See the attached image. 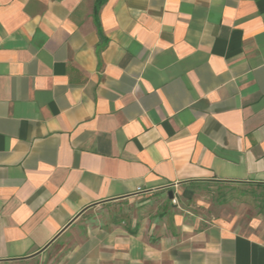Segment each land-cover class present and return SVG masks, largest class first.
<instances>
[{
    "label": "crops",
    "instance_id": "0c3cea01",
    "mask_svg": "<svg viewBox=\"0 0 264 264\" xmlns=\"http://www.w3.org/2000/svg\"><path fill=\"white\" fill-rule=\"evenodd\" d=\"M212 181L264 185V0H0V264H264L224 223L85 224Z\"/></svg>",
    "mask_w": 264,
    "mask_h": 264
},
{
    "label": "rangeland",
    "instance_id": "374dc122",
    "mask_svg": "<svg viewBox=\"0 0 264 264\" xmlns=\"http://www.w3.org/2000/svg\"><path fill=\"white\" fill-rule=\"evenodd\" d=\"M85 218L86 225L110 220L129 230L155 226L167 234H176L185 225L198 230L224 223L246 235L264 237V186L213 181L173 186L105 204ZM64 253L50 252L32 264H61Z\"/></svg>",
    "mask_w": 264,
    "mask_h": 264
},
{
    "label": "water",
    "instance_id": "95a60500",
    "mask_svg": "<svg viewBox=\"0 0 264 264\" xmlns=\"http://www.w3.org/2000/svg\"><path fill=\"white\" fill-rule=\"evenodd\" d=\"M169 196H170V198H173L174 195H173V193L171 192V193L169 194Z\"/></svg>",
    "mask_w": 264,
    "mask_h": 264
},
{
    "label": "trees",
    "instance_id": "16d2710c",
    "mask_svg": "<svg viewBox=\"0 0 264 264\" xmlns=\"http://www.w3.org/2000/svg\"><path fill=\"white\" fill-rule=\"evenodd\" d=\"M100 3H102V2H99V4H100ZM99 4H97V5H99ZM263 186H264V185H263Z\"/></svg>",
    "mask_w": 264,
    "mask_h": 264
}]
</instances>
